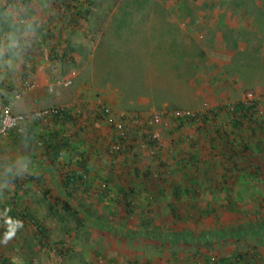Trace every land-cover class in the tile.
I'll use <instances>...</instances> for the list:
<instances>
[{
    "label": "rangeland",
    "instance_id": "374dc122",
    "mask_svg": "<svg viewBox=\"0 0 264 264\" xmlns=\"http://www.w3.org/2000/svg\"><path fill=\"white\" fill-rule=\"evenodd\" d=\"M39 91L44 104L15 110ZM254 102L234 129L235 106ZM5 107L67 144L36 160L21 143L15 165L0 135V264H264V0H0ZM62 108L73 121L32 115ZM114 123L135 147L127 166ZM178 158L187 174L167 175Z\"/></svg>",
    "mask_w": 264,
    "mask_h": 264
},
{
    "label": "trees",
    "instance_id": "16d2710c",
    "mask_svg": "<svg viewBox=\"0 0 264 264\" xmlns=\"http://www.w3.org/2000/svg\"><path fill=\"white\" fill-rule=\"evenodd\" d=\"M71 5H72L71 3H64V5H63L64 6V11H63L62 17H63V19H71V20H69V21H71L70 22L71 24H77L78 23V18H75V16H80L81 14L77 12L75 15H72V6ZM28 11L31 12L30 10H28ZM27 17H28V15H27ZM256 104L257 103H255V102L253 104H251V105H248V104H245V103H239V104H237L235 106V110H234L235 112H234V114L232 116H230L231 125H232V127L234 129L235 128H239L240 125L243 124L241 118H246V116L249 115V112L251 110H255ZM74 111H75L74 108H62V109L55 110L52 113H50L49 117L51 119H53L54 121L71 122L75 118L74 117ZM250 115H252V113ZM199 117L201 118L200 120L202 122H206V120L208 119V117H206V115H203V114H200V113L197 114V115H184V116H182L180 114L177 115V119L180 121L179 128H183L186 124H189V123L192 124L194 122H197ZM36 121H39V119H37ZM125 125L124 124L120 125V127H121V129H120L114 123L112 125V128L115 129L116 132H120L121 131L118 134V137H117L116 141L114 142V144L124 148V151L119 150V154L120 155H122V154L126 155L125 157H123V159H122L123 161H120V162L122 163V165L124 164L125 166H127V164H130L129 161H131V160L134 161V158H133V156H131L130 152L135 147H134L133 143L130 144L132 139H130V136H129L130 134L125 130V128H126ZM15 129H18L19 131L21 130L20 126H17V127H14V128H10L7 133H9V131L14 132ZM18 130H16V131L19 134ZM148 130L150 131L149 134L147 133L145 136H143V139L145 140L144 143L147 144L149 148L157 147L158 143H159V139H157V137L154 135V133H151V131L153 130V127L152 126H148ZM11 132H10V134H11ZM1 135H4V134H1ZM49 139H50L49 140L50 141V146L49 147L52 150H56L57 149V154H60L62 152V149H60L61 145L62 146H66V144H67L66 141H62V142L59 141V137H57V135L53 134V133L51 134ZM181 141H183V140H181ZM214 142H215L214 137H211V144H213ZM123 143L126 144V146H124ZM121 147H120V149H121ZM185 151H187V150H185ZM185 151H183V152H185ZM231 151H234V150L231 149ZM157 157H160V155H158ZM189 157H191V156H189ZM194 157L197 158L196 155ZM231 157H233L232 154H231ZM187 161H188L187 165H185L184 160L181 159V158H178L177 161H176L175 170L171 169V165H168V167H167L168 170H166L165 172L167 173V175H169V174H171L173 172H177V171H181V172L187 174L186 169H187L188 163H189V159L188 158H187ZM204 164H206L208 166L212 165V163L210 161H208V160H206V162ZM157 170H158V172L160 174V169H156L155 171L157 172ZM79 178H81V179L84 178L85 179V177L83 175L81 177H78V175H76V174H73V175L68 174L66 180L64 181L65 182L64 184H65V186H68L70 184H76L78 182ZM92 183H93V181H91V182L88 181L87 185L90 186ZM180 188L181 187H179L178 185L175 187V193L177 195L181 194ZM161 191H163V190H161ZM124 192H125L126 196H129V197H127V200L129 201L130 200V196H132L131 192H130V188L126 187L124 189ZM129 204H130V201H129ZM212 211H216V209H211L210 212H212ZM12 214H13L12 216L15 218L14 219L13 217H11V218H13V224L16 225L17 221H19V218L16 216V211H13ZM31 218H32V216H31ZM32 220H35V219L32 218ZM7 230L9 231L8 233H10V234H13V232H14V229L11 226H9ZM183 232L184 233H182V234H185L187 237H196L197 236V235H195L196 233H193V232L189 233V230L187 232H185V231H183ZM217 232H219V231H217ZM217 232H214V234H213L212 231H208V232L204 231L202 233V235L207 237V238H211L212 235H215ZM118 233L121 234V235H124V232H118ZM171 233H173V234H171ZM219 233H221V231ZM168 234H166L167 235L166 237L169 238V239L170 238L171 239H177V237H178L177 233H175V232H170V234L169 235ZM139 235L143 236V237L147 236V237H151V238L157 237V236L160 238V237L163 236V234L160 233L157 230L151 231V230H147V229H145L143 231L141 230Z\"/></svg>",
    "mask_w": 264,
    "mask_h": 264
},
{
    "label": "crops",
    "instance_id": "0c3cea01",
    "mask_svg": "<svg viewBox=\"0 0 264 264\" xmlns=\"http://www.w3.org/2000/svg\"><path fill=\"white\" fill-rule=\"evenodd\" d=\"M39 93H43V91H39V92H37L35 94L29 93L28 95L23 97V99H21V102H18L17 105L15 106V110L18 111V112H23V111L31 109L32 106L35 105V104H39L41 102L44 104V102H45L44 100H42V99L37 100V97L39 96ZM40 97H42V96H40ZM41 107H43V105H41ZM37 124H38L37 122L36 123L35 122L34 123H28V125H27V123H25L22 127H20V129H21L20 131L18 129H15L14 132H11V134H10L11 143L13 145V148L16 151L15 152V156L13 158L17 159L15 161H12L15 165H18V163H19L20 155L17 152V150H18L17 147L21 146L20 145L21 143H24V142L26 143L25 146L27 147V149H31L32 150V151H30V153H31V155L33 157L36 158V160L40 157V156H34V151H35V149L37 147L38 148L39 147L44 148L43 149L44 152L49 151V150H46V148H48V149L50 148L49 147L50 146V141H49L50 140L49 139L50 138V135H49L50 133H49V131H46V132H43V134H42L43 136H41L40 138L39 137L38 138L34 137V135L37 133V130H38ZM16 130L19 131V134H18V132ZM103 131L105 133L108 132L106 128H104ZM57 135L60 136L59 133H57ZM3 136H5V135H3ZM105 136H106V134H105ZM41 148L37 149L36 152H38V150H40ZM60 149H64V148L61 146ZM55 152H57V149L55 150ZM11 154H12V151H11ZM25 154L28 155V158H27L28 162L33 161L35 159V158L34 159L30 158L28 153H25Z\"/></svg>",
    "mask_w": 264,
    "mask_h": 264
},
{
    "label": "built area",
    "instance_id": "2783aa9c",
    "mask_svg": "<svg viewBox=\"0 0 264 264\" xmlns=\"http://www.w3.org/2000/svg\"><path fill=\"white\" fill-rule=\"evenodd\" d=\"M55 111V110H54ZM51 112H36L33 113L32 115L36 118V119H42L43 116H47L50 115ZM26 117L25 115L22 114H14L12 112V110L10 109V107H5L2 111L1 117H0V135L1 134H7L8 130L10 128H14L17 126L22 127L25 123H27L26 121Z\"/></svg>",
    "mask_w": 264,
    "mask_h": 264
}]
</instances>
